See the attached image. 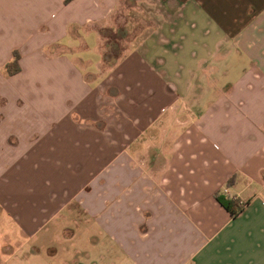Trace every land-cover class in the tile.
Returning <instances> with one entry per match:
<instances>
[{"label": "crops", "instance_id": "0c3cea01", "mask_svg": "<svg viewBox=\"0 0 264 264\" xmlns=\"http://www.w3.org/2000/svg\"><path fill=\"white\" fill-rule=\"evenodd\" d=\"M162 1L166 23L106 66L122 0H0V116L59 175L20 224H63L56 264H264V0Z\"/></svg>", "mask_w": 264, "mask_h": 264}, {"label": "rangeland", "instance_id": "374dc122", "mask_svg": "<svg viewBox=\"0 0 264 264\" xmlns=\"http://www.w3.org/2000/svg\"><path fill=\"white\" fill-rule=\"evenodd\" d=\"M167 9L170 7L167 2L162 0H122L120 6L122 20L119 19V26L102 32L105 37L106 66H113L117 58L124 54L128 45L150 38L158 26L166 23ZM88 43L90 46L91 40ZM82 54L85 55L88 52L83 51ZM65 55L71 57V52H67ZM2 118L3 116H0V121L5 120L7 123H1L0 139L10 132L11 135L17 134L22 141L20 147L16 149L4 148L2 150L0 148V264H56V261L63 262V246L55 241V239H59V241L63 239V235H61L63 232L62 223L58 222L57 228L53 226L48 229L51 233L38 228L35 235L31 237L24 234V228L20 224H24L27 219L24 207L29 204L30 199L34 198L31 197L32 193L47 186L46 176L47 181H52V178L59 176L57 174L58 166L55 163H49L47 173L42 172L44 170H42L39 158L31 160L26 158V154L29 153L28 144L34 146V143L39 139L40 132L35 131L30 140L29 138L24 140L18 121L8 124L7 115L3 120ZM26 119L33 127L37 126L38 128L42 125L40 118L33 112L29 113ZM9 152L14 153L13 159H7ZM64 214H67L65 225L69 227V231L75 230L71 223L72 220L78 219L77 212ZM52 224L54 225V223ZM58 232H60L59 236ZM3 243L7 249L11 247L12 251L4 252Z\"/></svg>", "mask_w": 264, "mask_h": 264}, {"label": "trees", "instance_id": "16d2710c", "mask_svg": "<svg viewBox=\"0 0 264 264\" xmlns=\"http://www.w3.org/2000/svg\"><path fill=\"white\" fill-rule=\"evenodd\" d=\"M18 60H19V55L18 53H15L13 61H11L6 67L9 75L12 76L18 74L21 71ZM218 199L220 203L232 214L233 217H235L240 212V210L239 211L237 210V208L239 207L235 201L220 197Z\"/></svg>", "mask_w": 264, "mask_h": 264}, {"label": "built area", "instance_id": "2783aa9c", "mask_svg": "<svg viewBox=\"0 0 264 264\" xmlns=\"http://www.w3.org/2000/svg\"><path fill=\"white\" fill-rule=\"evenodd\" d=\"M223 192L227 193L228 191L225 189Z\"/></svg>", "mask_w": 264, "mask_h": 264}]
</instances>
